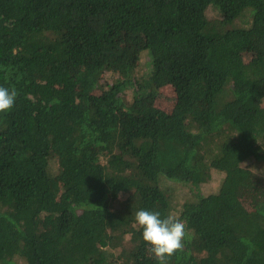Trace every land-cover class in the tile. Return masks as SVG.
I'll use <instances>...</instances> for the list:
<instances>
[{
	"label": "trees",
	"instance_id": "16d2710c",
	"mask_svg": "<svg viewBox=\"0 0 264 264\" xmlns=\"http://www.w3.org/2000/svg\"><path fill=\"white\" fill-rule=\"evenodd\" d=\"M0 86V264H157L140 209L186 224L168 264H264V0H0Z\"/></svg>",
	"mask_w": 264,
	"mask_h": 264
},
{
	"label": "clouds",
	"instance_id": "9594fccd",
	"mask_svg": "<svg viewBox=\"0 0 264 264\" xmlns=\"http://www.w3.org/2000/svg\"><path fill=\"white\" fill-rule=\"evenodd\" d=\"M17 93L0 86V113L12 110ZM134 222L141 230L146 250L157 264H168V260L184 248L187 235L186 224L169 214L162 217L159 211L140 209L134 213Z\"/></svg>",
	"mask_w": 264,
	"mask_h": 264
},
{
	"label": "rangeland",
	"instance_id": "374dc122",
	"mask_svg": "<svg viewBox=\"0 0 264 264\" xmlns=\"http://www.w3.org/2000/svg\"><path fill=\"white\" fill-rule=\"evenodd\" d=\"M262 48H263V42H261L257 39H253L250 43V46L244 51V54H243L244 60L248 61L254 55H257L258 53H260ZM147 61H148V58H146L141 53L140 64L137 67V69L134 71V77H139L143 73H145L146 68L144 65L147 63ZM117 79H118L117 75H115L114 73L104 72L101 76V83L102 84H105V83L112 84ZM131 92H132V90L126 89L124 97L130 100ZM158 94H159V96H158L157 100L154 101L155 106L160 108V109L169 110L173 105L172 100L170 101V99H172L174 96V92H173L172 88L169 86L163 87L159 90ZM263 105H264V102H263ZM255 173L257 175H259L257 170L255 171ZM222 178H223L222 174L217 173V172H212V179L206 186H204L205 188L203 187L204 190L206 192H210L211 190H213L214 188H216L220 184V182L222 181ZM170 188L174 193V199H175L176 203L181 204L183 199L186 197V194H185V191L187 190L186 187H182V186L172 184V185H170ZM242 193H243L242 195H244L247 198V201H249V202H258V201L262 200V198L255 193L254 188H252L249 191H247V189L245 188L242 190Z\"/></svg>",
	"mask_w": 264,
	"mask_h": 264
}]
</instances>
